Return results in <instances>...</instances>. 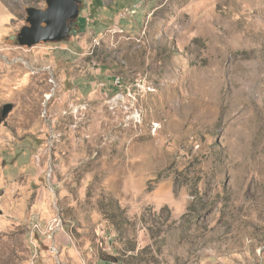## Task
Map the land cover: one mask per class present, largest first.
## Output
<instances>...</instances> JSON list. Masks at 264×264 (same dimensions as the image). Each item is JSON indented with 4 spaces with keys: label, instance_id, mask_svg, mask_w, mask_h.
<instances>
[{
    "label": "rangeland",
    "instance_id": "1",
    "mask_svg": "<svg viewBox=\"0 0 264 264\" xmlns=\"http://www.w3.org/2000/svg\"><path fill=\"white\" fill-rule=\"evenodd\" d=\"M32 6L0 0V264H264V0H82L22 45Z\"/></svg>",
    "mask_w": 264,
    "mask_h": 264
},
{
    "label": "water",
    "instance_id": "2",
    "mask_svg": "<svg viewBox=\"0 0 264 264\" xmlns=\"http://www.w3.org/2000/svg\"><path fill=\"white\" fill-rule=\"evenodd\" d=\"M48 7H28V24L18 34L22 45L33 46L41 41H58L70 32V20L79 17L82 0H46ZM13 108L12 103L5 104L3 116Z\"/></svg>",
    "mask_w": 264,
    "mask_h": 264
},
{
    "label": "built area",
    "instance_id": "3",
    "mask_svg": "<svg viewBox=\"0 0 264 264\" xmlns=\"http://www.w3.org/2000/svg\"><path fill=\"white\" fill-rule=\"evenodd\" d=\"M35 227H37V230H41V227L39 224H36ZM55 228H52L51 230H54Z\"/></svg>",
    "mask_w": 264,
    "mask_h": 264
},
{
    "label": "flooded vegetation",
    "instance_id": "4",
    "mask_svg": "<svg viewBox=\"0 0 264 264\" xmlns=\"http://www.w3.org/2000/svg\"><path fill=\"white\" fill-rule=\"evenodd\" d=\"M6 116H7V115H6ZM6 116H3V112H2V118H3V117H6Z\"/></svg>",
    "mask_w": 264,
    "mask_h": 264
},
{
    "label": "trees",
    "instance_id": "5",
    "mask_svg": "<svg viewBox=\"0 0 264 264\" xmlns=\"http://www.w3.org/2000/svg\"><path fill=\"white\" fill-rule=\"evenodd\" d=\"M112 259H116L115 257H112Z\"/></svg>",
    "mask_w": 264,
    "mask_h": 264
}]
</instances>
